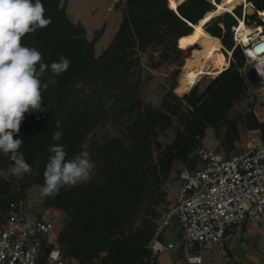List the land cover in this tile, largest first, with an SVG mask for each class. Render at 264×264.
Instances as JSON below:
<instances>
[{"label":"trees","instance_id":"trees-1","mask_svg":"<svg viewBox=\"0 0 264 264\" xmlns=\"http://www.w3.org/2000/svg\"><path fill=\"white\" fill-rule=\"evenodd\" d=\"M69 1L41 0L51 23L27 33L21 41L37 49L44 64L50 66L61 56L71 63L59 76H53L50 68L44 72L41 83L48 87L42 89L43 111L26 112L14 135L23 140L19 151L31 172L21 178L13 176L11 161L0 152V227L8 223L12 202L24 201L33 186L42 188L48 147L61 144L66 158L87 151L95 165L90 181L64 186L43 202L45 208L60 209L69 217L58 233L64 260L72 264H147L152 256L150 242L171 209L165 184L173 179L177 162L192 171L198 168L195 153L203 146L207 129L214 128L229 153L236 151L241 138V121L247 130H259L264 140V120L254 113L249 85L240 70L245 55L239 46L234 48L232 26L237 19L225 12L205 24V30L232 51L230 66L204 89L197 82L180 96L175 92L177 77L190 51L198 48L189 46L197 43L188 36L222 0H184L177 8L172 0L119 1L120 27L100 54L96 43L104 27L90 39L87 27L68 14ZM247 1L255 12L264 11V0ZM236 12L242 14L241 6ZM251 19L263 23L255 13ZM145 53H150L149 64L154 69L173 66L172 82L159 105L144 98L152 75L142 61ZM243 103H248L245 110L231 118L230 112ZM107 124L114 131L101 132ZM170 129L174 136L164 143L160 137ZM57 130L63 132L59 141L53 140ZM157 258L154 264H159Z\"/></svg>","mask_w":264,"mask_h":264},{"label":"built area","instance_id":"built-area-1","mask_svg":"<svg viewBox=\"0 0 264 264\" xmlns=\"http://www.w3.org/2000/svg\"><path fill=\"white\" fill-rule=\"evenodd\" d=\"M254 13L262 24L251 19ZM261 13L255 12L252 2H243L242 14L233 13L237 24L232 26V31L234 48L239 46L245 55V63L240 70L249 85L254 113L263 121L264 76L257 71L264 68V15ZM252 22L255 25L249 27ZM245 26L251 29L246 31ZM223 48L228 59L222 71L230 66L232 59V51ZM195 159L199 164L197 169L192 171L183 165L178 171L181 184L177 200L160 221L150 242L152 256L147 264H154L155 258L165 251L176 249L174 241L162 240L163 231L173 217H177L183 227L180 243L185 245L189 264L203 261L200 254L190 253V243H221L231 226L264 222L263 139L229 156L202 146L196 151ZM23 203L10 204L8 223L0 227V264H67L58 245L59 227L55 221L45 213L41 217H33ZM28 218L36 221L31 229L24 226Z\"/></svg>","mask_w":264,"mask_h":264},{"label":"clouds","instance_id":"clouds-1","mask_svg":"<svg viewBox=\"0 0 264 264\" xmlns=\"http://www.w3.org/2000/svg\"><path fill=\"white\" fill-rule=\"evenodd\" d=\"M44 13L41 0H0V152L8 156L10 173L17 178L30 173L31 167L19 151L23 140L14 139V135L19 133L26 112L43 111L42 89L48 84L41 83V76L49 68L53 76H59L71 63L69 58L61 56L49 66L42 63V54L37 49L21 43L27 33L51 23ZM257 71L264 76V68ZM76 86L81 87L82 82ZM60 127L57 121L56 128ZM62 136L63 132L57 130L53 140L59 141ZM48 152L42 186L45 197L54 198L64 186L91 180L95 165L87 151L68 159L64 146L56 144L50 145ZM35 223L33 218H28L24 226L31 229Z\"/></svg>","mask_w":264,"mask_h":264},{"label":"rangeland","instance_id":"rangeland-1","mask_svg":"<svg viewBox=\"0 0 264 264\" xmlns=\"http://www.w3.org/2000/svg\"><path fill=\"white\" fill-rule=\"evenodd\" d=\"M119 1H125V0H70L68 3V7H67L68 14L70 15L73 21L80 22L87 27V33L90 39L94 37L95 32L97 30L104 27L103 35L96 43L97 54L102 53L105 50V48H107V46L111 43V41L113 40L114 36L116 35L120 27L123 18V13L121 7L117 6V3ZM240 6H241V10L243 11V2H242L240 4H237L234 9L230 10L231 13L237 14L236 8ZM225 12H229V11H225ZM257 18L260 19L258 15ZM255 22H258V20L255 19ZM255 22H252L251 23L252 25H250V27L254 26ZM196 45L198 47H201V45L199 44ZM220 50L226 55L228 59V53L225 51V49L221 47ZM192 52L193 49L190 51L189 56L185 59L181 67V72L177 77L179 83H180V78L185 71L184 68L186 66L187 59L191 57ZM149 60H150V53H145L142 55V61L145 66L146 72L152 74L150 81L146 84L144 88L143 94L146 101L152 102L154 105H159L163 98V95L166 93L169 85L172 82L170 73L173 69V66H162L158 69H154L150 66ZM146 76L147 75H145V77ZM214 76L215 75L212 74L201 75L198 81L200 90L204 89ZM175 92L180 96L184 94V93L182 94L178 93L176 89ZM247 105L248 103H243L241 105L235 106V108L230 112V117L238 118L240 114L245 110ZM239 128H240L241 138L236 144V151L233 150L230 153L227 152V150L224 149V147L221 145V141L217 137V134L214 128L212 127H209L206 131V135L203 139V146L210 149H219L222 150L224 154L229 153L231 155L241 150H244L248 148L250 145H253L259 142L260 140H262L260 131L247 130L244 127V121L240 122ZM102 131L103 132L114 131V127L111 124H107L103 128H101V132ZM173 136H174V130L170 129L166 133H163L160 139L164 143H167L173 138ZM181 166H183L182 163L180 162L176 163L174 170L172 172L173 179H171L168 183L165 184V188L167 190L166 198L168 200V208L173 207L177 200L179 187L181 184L180 181L178 180V171ZM44 199L45 196L42 194V188L38 186H33L30 189H28L27 196L24 199L23 204L25 206L26 211L33 217H38L39 214L45 213L47 216H50L52 220L55 221L58 227H60L69 217L60 209L45 208L43 205ZM230 228H232V226L229 227L227 230H229ZM256 230L257 231L253 232V234L255 236H259V239L255 243L256 246L259 248V250L263 252L264 226H257ZM183 234H184V230L179 219L177 217H173L171 224L163 231L162 238L164 240L170 239L174 241L175 243H177V247L175 250H168L162 253L161 257L159 258V261H161L162 263H166V259L169 258V260L181 261L183 264L188 263L185 255V245L180 243V240H182L183 238ZM222 242L221 243L194 242L188 245V249L190 253L193 254L201 253V255H203L205 258V263H207L208 262L207 259L211 258L213 255L214 256L213 263L215 264H246V257L243 251L237 253L232 251V253H230L231 255L227 256L226 251L220 246ZM259 250H256L255 254H257ZM221 253H224V255H222ZM66 263L72 264L69 261H67Z\"/></svg>","mask_w":264,"mask_h":264},{"label":"bare ground","instance_id":"bare-ground-1","mask_svg":"<svg viewBox=\"0 0 264 264\" xmlns=\"http://www.w3.org/2000/svg\"><path fill=\"white\" fill-rule=\"evenodd\" d=\"M183 1L184 0H172L171 5L177 8L178 4ZM242 2H247V0H222L217 4L215 10L209 11L205 17L194 26V31L188 38L192 42H198L201 47L194 49L191 57L187 59L184 68L185 71L176 88L178 93L182 94L190 90L196 84L198 77L203 74H217L222 72L223 64L227 62L226 55L220 50L221 43L219 38L208 34L204 26L216 15L222 14L225 11L231 12L230 10L234 9L237 4ZM261 14L264 15L263 12ZM249 27L245 26L246 31L251 29Z\"/></svg>","mask_w":264,"mask_h":264},{"label":"crops","instance_id":"crops-1","mask_svg":"<svg viewBox=\"0 0 264 264\" xmlns=\"http://www.w3.org/2000/svg\"><path fill=\"white\" fill-rule=\"evenodd\" d=\"M208 34H210V33H208ZM214 37H216V36H214ZM217 38H219V37H217ZM219 40L221 43V47H224L220 38H219ZM197 44H199V43H197ZM189 46H195L196 47L197 45L195 44V45H189ZM257 226H264V222L253 223V224L249 223L248 225L242 224V225H237V226L230 228L226 232L225 238H224L222 244L220 245L221 248H223L226 251V255L227 256L231 255L230 253H232V251L236 252V253L243 251V253L246 257V264H264V251L261 252L255 243L259 239V236H255L253 234V232L257 231L256 230ZM59 229H60V227H59ZM162 240L166 241V242L172 241L170 239L164 240L163 238H162ZM256 250H259V252H258L259 254L258 253L255 254ZM260 253H261V255H260ZM197 254L201 255V253H197ZM221 254L224 255V253H221ZM161 255L157 258V261L159 264H181L182 263L181 261H178V260H169V258L166 259V263H162L161 261H159V258L161 257ZM257 255H259V256H257ZM201 256H202L203 261L200 264H215V263H213V259H214L213 255H212V257L210 256L211 258H208V259L206 258L208 260L207 263H205L204 256L203 255H201Z\"/></svg>","mask_w":264,"mask_h":264},{"label":"water","instance_id":"water-1","mask_svg":"<svg viewBox=\"0 0 264 264\" xmlns=\"http://www.w3.org/2000/svg\"><path fill=\"white\" fill-rule=\"evenodd\" d=\"M176 10V9H175Z\"/></svg>","mask_w":264,"mask_h":264}]
</instances>
